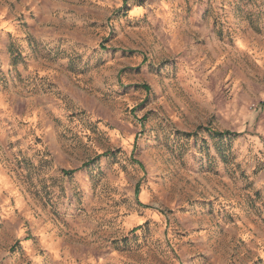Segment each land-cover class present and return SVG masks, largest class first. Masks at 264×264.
<instances>
[{
  "label": "rangeland",
  "instance_id": "obj_1",
  "mask_svg": "<svg viewBox=\"0 0 264 264\" xmlns=\"http://www.w3.org/2000/svg\"><path fill=\"white\" fill-rule=\"evenodd\" d=\"M0 264H264V0H0Z\"/></svg>",
  "mask_w": 264,
  "mask_h": 264
}]
</instances>
